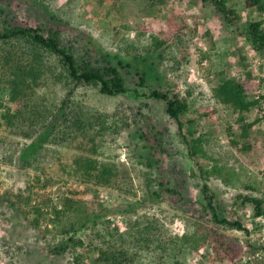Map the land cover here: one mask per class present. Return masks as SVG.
<instances>
[{
  "label": "rangeland",
  "instance_id": "obj_1",
  "mask_svg": "<svg viewBox=\"0 0 264 264\" xmlns=\"http://www.w3.org/2000/svg\"><path fill=\"white\" fill-rule=\"evenodd\" d=\"M231 4L242 15L240 24L264 21V14L245 7L244 0ZM0 5L5 10L3 19L12 24L57 28L66 47L97 66L105 58L114 63L120 58L131 61L132 67L121 70L126 84L140 92L109 96L90 85L78 86L65 96L69 106L79 104L97 111L105 124L96 158L113 167L115 175L107 185H94L58 174L53 152L63 151L55 143L62 137V127L53 129L49 142L24 157L25 149L43 130L42 123L34 116L26 121L17 118V125H9L4 117L13 105L10 90L0 91V264H73L75 253L91 261L95 248L110 238L114 225L119 232L136 236L142 232L152 247L165 244L166 251L156 249V253L175 252L180 264H264V117L250 129L251 148L240 150L232 143L241 131L236 124L238 115L214 94L221 71L240 80L251 71L255 89L249 97L254 98L260 88L264 98V52L254 50L244 36L213 16L202 0H166L151 7L141 0L116 4L111 0H38L37 4L0 0ZM153 37L163 43L154 48ZM91 38L95 45L88 42ZM137 54L146 55L158 75L155 79L150 71L144 86L137 85L139 66L133 60ZM4 72L0 61V76ZM51 80L28 90L29 102L39 110H56L62 104L66 88ZM170 87L179 96L190 92L182 131L187 134L191 125L196 135H203L205 158L189 155L176 123L168 117L166 103L143 95ZM263 111L255 105L245 113L246 122L257 120ZM123 147L128 163L119 160ZM196 160L209 170L214 168L207 183L226 215L241 219L248 233L216 225L204 213L203 180ZM160 181L179 193L164 191ZM153 190L160 195L151 197ZM238 194L261 198L263 214L257 217L252 203H241ZM135 201L143 203L83 226L103 207L116 209ZM55 209L64 211L57 216ZM74 232L85 241L84 246H71L60 254L53 251ZM127 241L132 252V243ZM152 247L139 250L133 264H153Z\"/></svg>",
  "mask_w": 264,
  "mask_h": 264
},
{
  "label": "trees",
  "instance_id": "obj_2",
  "mask_svg": "<svg viewBox=\"0 0 264 264\" xmlns=\"http://www.w3.org/2000/svg\"><path fill=\"white\" fill-rule=\"evenodd\" d=\"M34 4L38 0H31ZM101 1V0H100ZM120 0H111L113 4ZM146 6L161 5L166 0H141ZM203 6L208 7L209 12L217 17L221 22L232 28L238 35L244 36L253 46L254 50L264 52V26L262 19L250 20L246 24H240L242 15L240 11L231 4L232 0H202ZM42 3V2H41ZM43 4V3H42ZM245 7L254 8L257 12L264 14V0H244ZM5 10L0 5V61L4 65L5 72L0 76V91L10 90V97L13 105L8 109L5 115L6 122L9 125H17V118L26 121L35 116L36 122L41 121L43 130L25 149L24 157L32 155L43 144L50 141L53 135V129L62 127L61 139L56 141V145H62L63 151L54 150V162L58 164V174H66L81 182H92L94 185H107L115 175L113 167L108 164H101L97 158L100 138L103 135L105 127L97 111L83 109L79 104L68 105L66 94H73L78 86H97L99 92L105 95L114 96L124 94L129 91L135 95L139 94L137 88H130L126 84L124 73L121 69L132 67L131 61L124 62L122 58L116 63L105 58L104 64L96 65L90 58L78 57L71 48L66 47L60 39V30L48 25H32L29 23L12 24L3 19L2 13ZM50 14V13H49ZM50 16L58 21L61 18L54 14ZM90 44L95 45L93 39H89ZM162 41L153 37L152 45L154 48L161 45ZM9 46L8 48L5 46ZM150 49V48H148ZM151 51V50H148ZM102 54V51L99 50ZM103 55V54H102ZM138 63V82L137 85L144 86L150 71L155 73L153 62L144 55H135L133 57ZM247 78L240 80L230 78L226 75V70L220 72L218 84L214 88L216 98L225 105H229L238 115L236 124L240 128L239 139H232V143L240 150H249L251 148L250 129L256 121L262 120L264 111L259 114L257 120L246 122L245 113L250 111L255 105H259V100L250 98V93L255 89L253 83L254 74L247 72ZM155 79L158 75L155 73ZM53 79L63 83L66 88L65 95L61 99L62 104L55 109L39 110L29 101L31 94L28 90L32 86L39 85L43 80ZM160 79V78H158ZM52 81V80H51ZM154 99L163 100L166 103V112L168 117L173 120L182 136L183 142L188 148L190 156L206 157L203 148V135H196L193 126L189 125L187 134L183 133V115L189 109V95L186 92L179 96L173 87L168 90L154 88L144 94ZM61 115V117L58 116ZM34 120H31L33 122ZM58 123V124H57ZM61 126H60V125ZM1 125V124H0ZM25 128H21L24 131ZM25 132V131H24ZM26 133V132H25ZM141 137L146 141L149 138L145 134ZM54 143V144H55ZM53 158V157H51ZM150 164L154 162L153 158L149 160ZM199 176L203 180L201 184V193L203 196V211L210 217L212 223L224 227L249 232L248 227L241 219L232 218L226 215L225 210L220 206L216 192L207 183V178L214 171L205 168L196 160ZM195 172H193L194 174ZM159 185L168 193H179L175 188H169L165 182L160 181ZM158 197L159 191L153 190L151 197ZM237 200L241 203L251 202L255 210V215L263 214V200L256 196H247L238 194ZM72 201L71 199L69 200ZM68 201V202H69ZM143 201L127 202L119 204L116 209L103 207L100 212L90 216L83 223L87 226L90 222L100 216H108L113 211H127L142 205ZM71 204V203H70ZM67 204H64V209ZM64 209H55V214L60 215ZM41 213L40 208H36ZM36 221V220H35ZM109 221L107 220V224ZM147 233L148 225L143 227ZM110 229V228H109ZM109 232V239H103L102 245L95 248V256L91 261H87V256L82 253H75L73 264H133L139 255V250L143 248L150 249L151 240L144 236L142 232L139 235H133L131 232H119V226H115ZM130 240L133 251L130 252L126 243ZM85 241L74 232L67 240H61L54 248V252L63 253L71 246H84ZM168 245V243H167ZM172 247V243L169 244ZM165 244H158L152 247L153 264H180L176 258L175 252L171 254H158L156 249L164 250ZM166 251V249H165Z\"/></svg>",
  "mask_w": 264,
  "mask_h": 264
},
{
  "label": "built area",
  "instance_id": "obj_3",
  "mask_svg": "<svg viewBox=\"0 0 264 264\" xmlns=\"http://www.w3.org/2000/svg\"><path fill=\"white\" fill-rule=\"evenodd\" d=\"M260 91H261V89L259 88L257 90L256 95L254 96V98L259 100V108H264V98L261 97V94L259 93ZM119 160L121 162L128 163L127 152L125 151L124 147H123L122 151L119 152Z\"/></svg>",
  "mask_w": 264,
  "mask_h": 264
}]
</instances>
